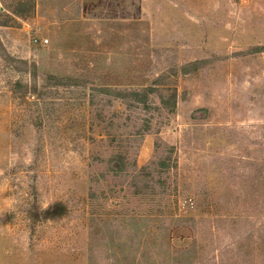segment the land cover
Returning a JSON list of instances; mask_svg holds the SVG:
<instances>
[{"label": "rangeland", "instance_id": "obj_1", "mask_svg": "<svg viewBox=\"0 0 264 264\" xmlns=\"http://www.w3.org/2000/svg\"><path fill=\"white\" fill-rule=\"evenodd\" d=\"M262 46L264 0H0V264H264Z\"/></svg>", "mask_w": 264, "mask_h": 264}, {"label": "trees", "instance_id": "obj_2", "mask_svg": "<svg viewBox=\"0 0 264 264\" xmlns=\"http://www.w3.org/2000/svg\"><path fill=\"white\" fill-rule=\"evenodd\" d=\"M259 49H264V46L260 47ZM49 82H51L49 83V85L52 84L53 87L59 86V87L68 88L71 86L70 84H72L71 83L72 79H68V78L58 79L56 77H50ZM95 91H97L99 94L108 96L111 99L122 100L124 102H127L133 108L141 107L143 110H147V111H150L153 105L152 101L150 100V97L156 92L155 89L152 87H148L143 90H119L110 87H97ZM161 103L163 106L169 104L173 108L176 105V100L174 96L168 99L162 98ZM149 130H150L149 128H145L143 131H139V133L137 134L144 135V133L148 132ZM125 160L126 157L122 154H119V156L117 157V162L119 164L118 171L120 170L121 172H123L125 170L124 169ZM158 166L163 172L169 171L171 168L168 159H160ZM143 170L145 169L143 168ZM44 214H45L44 217L46 219L57 218L58 216L59 218H61L66 214H68V208L62 201H59V203L57 204L50 205L44 211Z\"/></svg>", "mask_w": 264, "mask_h": 264}, {"label": "built area", "instance_id": "obj_3", "mask_svg": "<svg viewBox=\"0 0 264 264\" xmlns=\"http://www.w3.org/2000/svg\"><path fill=\"white\" fill-rule=\"evenodd\" d=\"M45 42H47V41H45Z\"/></svg>", "mask_w": 264, "mask_h": 264}]
</instances>
